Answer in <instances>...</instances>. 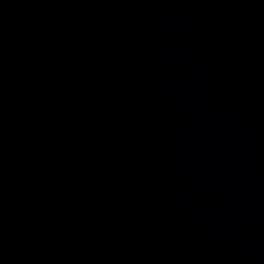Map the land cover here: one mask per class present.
Wrapping results in <instances>:
<instances>
[{"label": "water", "instance_id": "95a60500", "mask_svg": "<svg viewBox=\"0 0 264 264\" xmlns=\"http://www.w3.org/2000/svg\"><path fill=\"white\" fill-rule=\"evenodd\" d=\"M0 264H264V0H0Z\"/></svg>", "mask_w": 264, "mask_h": 264}]
</instances>
